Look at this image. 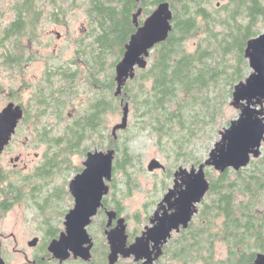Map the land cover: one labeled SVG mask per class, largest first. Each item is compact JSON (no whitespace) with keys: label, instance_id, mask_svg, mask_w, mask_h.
I'll return each mask as SVG.
<instances>
[{"label":"trees","instance_id":"obj_1","mask_svg":"<svg viewBox=\"0 0 264 264\" xmlns=\"http://www.w3.org/2000/svg\"><path fill=\"white\" fill-rule=\"evenodd\" d=\"M161 1L17 3L23 12L19 30L29 40L23 41L24 58L8 57L9 68L33 57L29 44L37 36L39 23L63 22L61 14L76 4L88 16V36L77 41V55L72 62L48 66L44 80L28 85L32 95L15 137L28 129L33 142L46 146L45 155L43 164L32 175L0 167V214L21 201L36 209L40 193L46 187L53 188L49 184L58 172L71 167L82 170L73 166L72 155H86L94 146L117 150L114 175L124 173L123 181L131 185L134 178L130 167L140 160L129 146L131 136L146 131L171 160L169 176L182 162L201 164L202 157L194 154L198 142L207 136L211 126L212 132L218 133L229 123L226 112L234 86L250 71L245 49L247 42L263 31L264 0H168L174 13L168 39L153 48L148 66L137 69L136 76L124 85L122 95L117 96L116 66L136 31L134 14L143 8L142 23L143 16H148ZM47 6L51 7L49 12ZM12 91L11 99H19L17 90ZM84 94L82 108L75 116H67V110ZM126 102L130 106L129 123L115 139L109 116L121 114ZM132 115L134 122L130 121ZM50 117L55 122H49ZM206 171L210 188L198 213L188 228L172 236L157 264H251L264 252V152L240 170L219 172L208 167ZM115 189L116 179L114 192L105 197V203L123 213L121 200L113 197ZM38 215L41 217L39 212ZM105 222L102 215V229ZM100 239L96 238L95 254L88 263L72 262L109 264L107 240ZM38 254L41 264H49V259L40 258L49 256L46 249Z\"/></svg>","mask_w":264,"mask_h":264},{"label":"water","instance_id":"obj_2","mask_svg":"<svg viewBox=\"0 0 264 264\" xmlns=\"http://www.w3.org/2000/svg\"><path fill=\"white\" fill-rule=\"evenodd\" d=\"M143 8L134 14L136 31L126 44L122 59L116 66V95L123 93L128 80L136 76L137 69L148 66L153 48L166 41L173 29L174 13L171 3L163 0L140 22ZM245 57L252 69L249 76L235 85L232 105L239 110V116L230 121L228 127L220 132L221 139L211 150L208 159L191 169L183 166L174 173V185L164 195L159 207L151 217V225L142 235L127 246V222L124 216L118 218L117 211L107 212V241L111 247L108 256L109 264H117L120 257L134 256L139 264H155L163 254V247L172 238L174 232L189 227L199 211V205L205 198L210 180L206 169L214 168L224 172L229 168L240 170L247 167L252 159L262 154L264 143V31L247 42ZM130 116L129 102L123 105L121 122L112 132L127 128ZM25 117V108L9 102L0 111V155L11 144L18 127ZM117 150L112 147L107 151L95 149L89 151L84 161V169L70 181V193L75 202L65 218V230L54 238L48 247L53 257L61 263L73 257L89 262L95 240L88 230L94 217L103 206L104 198L110 193V182L114 176V161ZM19 156L15 159L19 160ZM14 158L12 160H15ZM165 169L158 159L148 165L149 171ZM118 218L115 227L111 228L114 219ZM39 237L29 241L35 247ZM153 246V247H152ZM155 249V257L153 254ZM0 264H8L0 252ZM251 264H264V252L259 253Z\"/></svg>","mask_w":264,"mask_h":264},{"label":"rangeland","instance_id":"obj_3","mask_svg":"<svg viewBox=\"0 0 264 264\" xmlns=\"http://www.w3.org/2000/svg\"><path fill=\"white\" fill-rule=\"evenodd\" d=\"M81 1L78 0V3ZM156 6H153L152 9L154 10ZM67 7V3H65L64 8L67 9ZM50 9L51 7L47 6V12ZM146 17L143 16L144 19ZM61 18L64 20L63 22L46 20L42 24L39 23L37 27V39H35L33 44H29L32 53L35 55V60L25 66L26 70L21 77L18 76L20 77L18 80L10 70H0V85H2L0 111L7 105L10 98L13 97L12 89L17 90L15 94L19 97V99L14 101L18 102L21 99L28 103V99L32 95V87L30 86L44 80L48 66L62 62L69 63L72 62V59H75L77 55V41L81 38L86 39L88 36V16L85 9L76 4L73 8L68 9L66 14L62 13ZM194 40L196 38L190 40L191 46H193ZM251 71L252 69L250 68L249 73L246 74L243 80L249 76ZM232 97L229 99V106L226 112L229 123L223 125L218 133L212 132L211 126L207 136L198 142L196 146L194 154L200 158L202 157V162L208 159L211 150L221 139L220 132L229 126L231 120L239 116V110L232 105ZM85 99L86 94L79 96L75 104L67 110V116H75L78 110L82 108L81 104ZM122 116L123 107L121 114L109 116L111 128L121 122ZM46 120L48 121L49 119ZM55 120L54 117H50L49 122L52 123ZM134 120L135 117L132 115L130 121L134 122ZM31 135L27 129L23 130L21 136L14 137L10 144L11 146L0 156V167L2 169L16 170L22 175H32L34 170L43 164L46 146L33 142L32 138H30ZM131 137H133L129 144L131 151L140 156V160L136 162V165L130 167L134 180L128 186L123 181L124 173L118 171V173L115 172L111 183L113 184L114 179H116L117 189H115L113 197L121 200L123 214L124 216H129V227L133 230L137 227H144L148 218L154 214L165 193L170 187H173L174 173L179 167L183 166L191 169L193 166H199L200 164L194 165L182 162L179 167L174 168L173 174L169 176L168 166H170L171 160L161 150L160 144L155 142V137L150 135L148 131ZM95 149L107 151L109 148L94 146L89 151H94ZM262 152H264V143ZM17 156L20 157L19 160L15 159ZM86 156L87 153L86 155L80 153L72 155L73 166L82 167V170L77 171L76 168L71 167L69 170L65 169V171L58 172V175L53 180L51 179V184H49L53 188L49 190V187H46L44 193H40L38 204H35L37 205L35 206L36 209L29 208L26 203L21 201V203L15 204L5 215H0V248L2 256L8 264H35V255L46 249L49 242L48 239L59 237L65 230L66 215L74 205L70 193V181L83 171ZM13 158L15 160H12ZM153 159H158L164 164L165 170L156 169L155 171H149L148 165ZM33 182L37 183L35 179H33ZM165 185L167 186L165 187ZM36 190L38 191V188ZM113 192L114 190L111 193ZM38 212L43 218V222H40L42 219L38 215ZM91 231L97 234L95 236L98 237L99 241L101 240L100 238H104L102 215L94 219ZM35 237H39L40 242L37 247H32L29 245V241ZM53 263V261H49V264ZM119 263L132 264V261L123 259ZM65 264L78 263L69 261Z\"/></svg>","mask_w":264,"mask_h":264},{"label":"flooded vegetation","instance_id":"obj_4","mask_svg":"<svg viewBox=\"0 0 264 264\" xmlns=\"http://www.w3.org/2000/svg\"><path fill=\"white\" fill-rule=\"evenodd\" d=\"M19 1H21V0H0V70L1 69L10 70L11 72H13L12 74H14V76L17 77V80L21 77V75L24 74V72L26 70L25 69V66L28 63L33 62L35 60V55L31 52V54H32L33 57L30 58V59H28L29 61L24 62L23 60H21L19 66L15 67V68H9L8 65H7V59H8L9 56L15 55V57H17V58H20V57H21V59L24 58L23 57V54H24V52H23V41L25 39L29 40L28 39L29 36L23 37L22 31L19 30V28L22 25V23L20 22V20L23 17V12L20 10V8H19L20 6L18 7V4H17ZM35 23H38V21L36 20ZM34 26L35 25H33V27ZM35 39H37L36 34L34 35V38H31L32 44L35 41ZM18 76H20V77H18ZM1 87H2V85H0V92H1ZM11 101H13V100L10 98V100L7 102V104L9 102H11ZM13 102H15V101H13ZM19 102L20 103H18V102H15V103L16 104H20V105H22L25 108V115H26V108H27L26 102H24V101H19ZM112 190H113V184L110 182V193L112 192ZM72 199L75 202L73 196H72ZM105 201H106V199L104 198V200H103V206L100 208L99 213H98L97 216H100V215H104L105 216L106 222H105L104 227H103V235H104V237L107 240V237H106L107 220H108L107 212L110 211V210L117 211L118 218L121 217V216H124V214L123 213H120V211L118 210V208L116 206H110V205L106 204ZM18 203H21V202H18ZM158 207H159V204H158ZM0 215L3 216L5 214L2 213ZM152 216H150L148 218L147 223L144 225V227H142V228H138L137 227L136 229H133V230H131L130 227H129V216H124L126 218V222H127V225H128L127 226V235H128L127 246H129L130 244H132L135 241V239H136L137 236L142 235L143 232H144V230H145V228L147 226L151 225V217ZM96 217H94V219ZM118 218L114 219V222H113L112 226L110 227V229L116 226ZM93 224H94V221L88 227V230L91 233V235L93 236V238L95 240V243H96V238H97L96 236L97 235L94 234V233H92V231H91V227L93 226ZM175 233H177V232H174L173 235ZM39 242H40V240H39ZM50 242L46 246V251L49 254V256H42V257H40L41 260H43V261H45V259H49L50 261L51 260L52 261L54 260V261H57L59 264H65L66 262L73 261V260L80 261L81 263H88V262H86V261H84V260H82L80 258L74 259L73 257H71L68 260H66V261H64V262L61 263L58 259L54 258L53 255H52V253L49 251L48 247L50 245ZM107 245H108V248H107V254H108L107 255V258H108L109 253L111 252V247H110L108 241H107ZM37 246H35V247H37ZM94 247H95V245H94ZM94 249L95 248L92 249L93 255L95 254V252H93ZM163 251H164V247H163ZM0 252L2 254L1 248H0ZM156 252H158V250L155 249V252L153 254V257H155ZM35 256H36V259L34 260V263L35 264H41L40 263L41 261L39 260V254L38 255L36 254ZM161 256L158 259L155 260V264L158 263V261L160 260ZM123 259L131 260L132 261V264H139V262H136L135 261L134 256H131L129 258H123L121 256L120 257V260L118 262H120Z\"/></svg>","mask_w":264,"mask_h":264}]
</instances>
